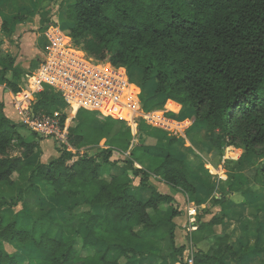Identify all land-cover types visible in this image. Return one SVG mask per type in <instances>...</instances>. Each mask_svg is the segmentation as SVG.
<instances>
[{
  "label": "trees",
  "instance_id": "16d2710c",
  "mask_svg": "<svg viewBox=\"0 0 264 264\" xmlns=\"http://www.w3.org/2000/svg\"><path fill=\"white\" fill-rule=\"evenodd\" d=\"M45 1L35 0L36 7ZM60 2L54 0L48 15H41L35 33L55 25ZM0 3L18 9V0ZM61 27L86 59L138 73L144 112L160 110L171 100L182 106L180 120L191 119L202 129L198 144L207 141L216 154L228 146L242 154L226 168L232 180L228 193L218 198L211 189L210 207L198 216V232L209 241V250L194 252L192 248L187 256L190 244L178 242L176 236L180 205L151 186L150 179L154 175L174 192L196 196L199 182L195 174L206 171L200 164L194 173V168L186 165L189 157L196 159L191 151L175 154L171 148L178 143L176 138L146 126L142 136L164 143L153 156L147 151V167L138 166L133 155L113 161L112 147L128 149L130 141L129 135L110 138L120 123L106 118L94 131L96 121L91 116L71 118L62 110L57 94L44 92L32 111L48 116L58 113L75 152L60 144L57 159L38 164L31 159L40 153L45 139L9 116L7 109L12 106L6 98L0 101V186L14 188L23 199L25 189L19 181L28 175L27 192L44 200L65 198L73 206L60 222L51 220L46 229L36 217L32 220L41 227L33 224L25 228L2 214L4 206L16 207L18 203L0 202V264H31L19 255L4 253V242L38 254L37 264H130L142 258L137 250L142 243L160 249L165 243L169 253L162 260L168 264H188L189 258L193 264L240 261L233 239L214 230L224 224V218L201 220L226 203L229 194L242 188L255 191L257 178L264 183V0H73ZM0 31L11 35L7 20L0 22ZM24 74L17 57L5 54L0 47V84L4 82L19 95L24 91ZM92 132L98 134L90 136ZM91 137L97 138L95 143L108 138L110 147H98L94 155L82 152ZM12 147L18 151L16 156L11 154ZM251 156L261 164L255 166L251 177L243 176V182H237L235 173L241 172ZM113 167L120 170L118 174L111 173ZM135 181L149 191L148 198L134 195ZM95 209L103 214L94 215ZM58 229L64 232L61 238Z\"/></svg>",
  "mask_w": 264,
  "mask_h": 264
},
{
  "label": "rangeland",
  "instance_id": "374dc122",
  "mask_svg": "<svg viewBox=\"0 0 264 264\" xmlns=\"http://www.w3.org/2000/svg\"><path fill=\"white\" fill-rule=\"evenodd\" d=\"M53 1L54 0H47L44 2V4L41 7L37 8L35 5V0H31V1L27 0L26 9H24L23 11L13 10V13L10 14L8 24L11 30V35H6L0 31V47L3 49L5 54L9 53L13 56H16L17 63L25 70V74L22 77V81H21L22 82L21 88L24 89L23 93H29V92L32 93L31 94L32 96H29V98L30 99L33 98L32 101L33 103L39 98L40 93H44V92L47 94L55 93L54 88H51L48 85H42L41 88L35 93V95H33L34 88L31 78L34 76L33 74H36L39 68L41 67V65L37 66L36 68L34 67L37 61L40 59L45 61V63L47 62L50 63L53 70L59 72L68 71L69 75L73 76L78 80H80V78L85 77L86 74L88 76L87 79L97 83L98 80L100 79L102 80L104 78H109V76H112V73L108 69L93 68V65L91 63L86 62L85 55L83 53L78 52L79 53L78 54L74 52L76 50H73L70 44V40H67L66 37L63 35L64 32L62 30L61 24L65 21V12L67 6L70 3H72L73 0H61L59 4L60 8L59 10H57L58 14L57 15L55 14L53 18L55 25L53 27L47 28L46 30L40 31L39 33L38 32L35 33V31H37L40 27L41 15H43V18H45V16L48 15L49 10L52 7ZM23 17L26 18L25 21L21 19ZM2 21L3 20H1L0 22ZM21 37L22 39L20 45L19 40ZM32 70H33L32 74L27 75V72H30ZM120 72H122L123 74L115 75L116 86L113 90V93L121 94V91H123V89L120 84L122 81L125 82L127 81L130 85V92H132L134 96H137V99L142 106L140 99L141 88L139 85V80L141 79L139 78L138 73H133V72L130 73L127 69L126 71H120ZM1 82L3 81L1 80ZM4 84L5 83L3 82V85ZM90 85L93 86V83H90ZM8 91L9 94L12 96L8 104H11L12 107L7 109V113H9V116L11 118L13 119L16 118L21 120L19 113L16 111L13 105L14 104L13 101L17 96L14 93H12L10 90ZM60 104L62 110L71 117L84 119L83 114H87L88 116H91L93 120L96 121L95 125L92 126V130L94 131L97 130L96 128H101L105 123V120L103 119L100 120L97 115L92 113H87L86 111L83 110H79L78 113H74L64 99L60 100ZM90 114H92L93 116ZM155 115L159 116L161 122L164 123L162 114L159 113ZM117 122L120 123L119 127L113 130V132L110 135L111 139L115 135L116 136L129 135L130 136V141L128 144L129 147L130 146L135 147L137 145L142 147V144L146 146H151V142L149 140L150 138H146V140L142 142V139H145V137H147V136H142V131H144L146 128V125H144L143 120L138 119L132 122L131 125L130 124L126 125L125 122L121 120H117ZM164 126L165 123L163 124V127ZM202 132L203 131L202 129H200V127L199 128L195 127L193 133L191 134V138L194 141H199L200 137H202L203 135ZM24 133L30 135V133L27 131H24ZM97 134L98 132H94V133L92 132L90 136H96ZM106 139L108 138L104 137L100 143H95L97 142L96 141L97 138L92 139L91 137V139L83 148V152L85 151L84 153L94 155L96 153V150L98 149V146L108 144L109 141L107 142ZM151 139L155 140L154 138ZM45 140H44L45 141L44 144L42 145V149L40 153L31 159L35 163L49 164L50 162L54 161L60 156L58 152L60 142L52 137ZM203 143H205L206 145L205 150H207V148L210 145H208L207 141H203ZM233 148L234 147L228 146L222 151V153L215 154V156L213 155L212 157H210L209 160H213L214 162L226 161L227 164L225 165V168H227L228 163L230 162L236 163L240 160L234 154ZM229 150H232V152L228 153ZM148 152H151L149 147H148ZM11 154L13 156H16L18 154V151L15 147H12ZM234 158H237L238 160H235ZM123 159H129V157H124ZM260 164L261 161L254 159L251 156L248 159V161L245 163V165L242 166L243 168L241 169V172L245 177L246 176L251 177L252 174L256 172L255 166H258ZM28 180H29V176L25 175L19 181L20 184L19 186L20 187L23 186L21 188L25 189L23 199H20V194L14 188H10L6 185L0 186V202H7L8 204L11 203L13 204L15 202L18 203V206L16 207L4 206L2 208V214L5 217L9 218V220L17 221L19 225L25 228H29L33 226V224L36 225L37 227H41L39 226V224L34 223L32 217L38 218V220L44 224L43 227L45 229L49 227L51 220L60 222V220H62V218L68 212L69 208L73 206V202L68 201L65 198L55 199L52 197L49 199V201H45L47 198L44 200L41 199L39 196L34 195L33 191H29V192H27L28 190L26 191V188L29 184ZM157 186L159 187L158 190L161 192L166 193L169 190H172L163 183L162 184L159 183L157 184ZM171 192L174 191L172 190ZM217 196H221V193H217ZM233 203H235V201H233ZM82 228H84V226H82ZM63 233L64 232L61 229H58L56 232L57 237L61 238ZM2 247L4 253L8 255H19L24 260H26V262H29L31 264H37L39 260L38 254H35L30 249L22 248L16 243L4 242L2 243Z\"/></svg>",
  "mask_w": 264,
  "mask_h": 264
},
{
  "label": "crops",
  "instance_id": "0c3cea01",
  "mask_svg": "<svg viewBox=\"0 0 264 264\" xmlns=\"http://www.w3.org/2000/svg\"><path fill=\"white\" fill-rule=\"evenodd\" d=\"M26 1L27 0H18L17 11H23L27 8ZM12 13L13 9L11 6L0 3V20L5 19L9 21L10 14ZM2 85L3 83L0 84L1 102L5 101L6 98L11 99L12 97L9 94V91L6 89V85ZM163 108L151 112L155 114L160 113L163 115V120L165 123L164 127V123L161 122V119L160 123H157V125L149 124L145 121H143V123L152 129L167 133L170 138H176L178 143L171 148V151H173L175 154L178 152H185L186 150L191 151L195 155L196 159L189 157L186 160V165L188 167L194 168V173H196V167L200 164L203 165L206 171L205 174H200L199 176L195 174V179L199 182L196 196L186 197L180 192H171L172 190L166 192L175 198V200L180 205V211L182 212V216L175 219V223L177 225V240L182 244H190L188 251L186 252L187 256L191 254L192 248L194 252L195 250L207 252L210 248V243L207 240H203L202 234L198 232L200 224L198 216L201 212H204L210 207L209 198L211 195V189H214V194L216 196L217 193H228L231 179L228 171L225 168L227 163L226 161L214 162L213 160H209L210 157L213 155L215 156V150L210 146L207 148V150H205V143L198 144L191 138L194 128L198 125L191 119L180 120L179 116L182 110L181 105L171 100H167ZM98 118L100 120L106 119L101 118L99 114ZM125 124L128 125L127 122H125ZM146 138L150 137H145V139H142V142H144ZM149 140L151 142V146L142 144V147L138 145L135 147L128 146V149L112 147V160H126L123 158L129 157L130 159L133 155L138 166L147 167V160L150 159L148 158V155L153 156L154 150H158L164 144L157 139H155L156 141L151 138ZM45 141L41 142V149ZM106 141L108 140L106 139ZM98 147L108 148L110 145L106 144ZM148 147L150 148L151 152H148L149 154L147 155ZM233 150L234 154L238 157V159H240L242 152L235 148H233ZM230 152H232V150L228 151V153ZM234 159L238 160L237 158ZM119 171L120 170L117 167H113L111 169L112 174H118ZM235 176L237 182H243L244 175L240 171L236 172ZM159 183H163L161 179L152 175L150 179V185L156 189H159L157 186ZM138 184L139 181H135V187L133 189L134 195H136L138 198H148L149 191L142 190L137 186ZM217 197L219 198V196ZM49 199L50 198H47L46 201H49ZM232 200L235 201V203H233ZM259 208L261 209L258 210ZM93 214L100 216L103 214V210L95 209ZM213 217L224 218V224L222 226L216 227L214 230L218 234L229 235L234 241L236 252L241 257L240 261L228 259L226 260V264H264V183L261 178H258L256 181L255 191L242 188L241 192L232 193V195L229 194V198L227 199L226 203L212 209L211 214L203 216L201 221L209 222ZM162 245L163 248L160 249L157 246H152L147 243L139 244L137 250L142 253V258L138 257L131 261L130 264H168L167 262L163 261L162 258L168 257L169 250H167L165 243Z\"/></svg>",
  "mask_w": 264,
  "mask_h": 264
},
{
  "label": "built area",
  "instance_id": "2783aa9c",
  "mask_svg": "<svg viewBox=\"0 0 264 264\" xmlns=\"http://www.w3.org/2000/svg\"><path fill=\"white\" fill-rule=\"evenodd\" d=\"M73 50L76 49L73 48ZM74 52L78 53L80 51L76 50ZM85 60L91 63L95 69H108L112 73V76L102 80L100 79L97 83L87 79L88 76L86 74L85 77L78 80L69 75L68 71L59 72L53 70L50 63L47 62V64L42 60L38 72L33 74L34 76L31 78L34 88L33 95H35L42 85H48L55 89V94L61 99H64L74 113H78L79 110L95 112L98 113L101 118L121 120L130 125L138 119L153 125L160 123V118L155 115V113H145L143 111L137 96H134V94L130 92V85L127 81H122L120 84L123 89L121 94L113 93L116 86L115 75L123 74L120 71H126L125 68H112L110 65H101L86 59V57ZM90 83H93V86L90 85ZM23 92L16 95L17 97L13 101V105L21 118V120L18 119L19 122L26 125L30 131L38 133L44 139L50 137L55 138L60 144L67 146L70 151L75 152V150L69 146V131L63 128L59 114L55 113L51 116L36 114L32 111V105H34L37 100L33 103V98H29V96H32V93ZM187 262L188 264H193V258H189Z\"/></svg>",
  "mask_w": 264,
  "mask_h": 264
}]
</instances>
